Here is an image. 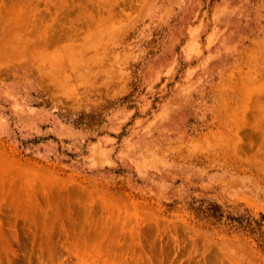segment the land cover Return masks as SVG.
<instances>
[{
	"label": "rangeland",
	"instance_id": "374dc122",
	"mask_svg": "<svg viewBox=\"0 0 264 264\" xmlns=\"http://www.w3.org/2000/svg\"><path fill=\"white\" fill-rule=\"evenodd\" d=\"M264 0H0V264H264Z\"/></svg>",
	"mask_w": 264,
	"mask_h": 264
},
{
	"label": "trees",
	"instance_id": "16d2710c",
	"mask_svg": "<svg viewBox=\"0 0 264 264\" xmlns=\"http://www.w3.org/2000/svg\"><path fill=\"white\" fill-rule=\"evenodd\" d=\"M195 218L204 222L205 226L225 225L228 229L238 230L252 240L261 254L264 255V216H254L249 210L238 211L223 206L199 201L191 206Z\"/></svg>",
	"mask_w": 264,
	"mask_h": 264
}]
</instances>
